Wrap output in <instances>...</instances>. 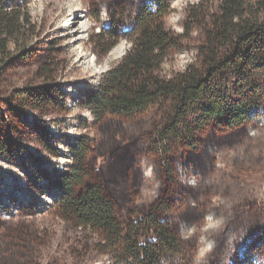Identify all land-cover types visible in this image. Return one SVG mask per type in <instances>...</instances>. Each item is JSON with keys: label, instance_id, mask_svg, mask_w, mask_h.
I'll return each mask as SVG.
<instances>
[{"label": "rangeland", "instance_id": "rangeland-1", "mask_svg": "<svg viewBox=\"0 0 264 264\" xmlns=\"http://www.w3.org/2000/svg\"><path fill=\"white\" fill-rule=\"evenodd\" d=\"M170 1L165 24L181 35L189 5L201 0ZM156 2L28 0L39 28L36 44L9 69L0 92V136L14 140L10 152L0 150V264L124 263L117 262L116 253L101 251L99 232L75 226L62 210L64 192L56 181L70 171L72 146L82 137L92 140L88 185H103L124 229L157 204L163 207L162 218L183 244L179 253L161 256L163 264H264V96L241 125L214 118L194 124L193 135L163 139L156 130L170 100L133 118L102 121L88 105L105 72L130 48L136 13L144 6L155 10ZM113 27L121 35L104 55L98 36ZM202 43L201 30L181 40L161 74L171 78L197 61ZM47 64L57 67L51 80L41 76ZM223 81L218 92L224 104L244 98L235 81ZM39 88L53 100L33 108L22 96ZM149 168L151 175H145ZM209 213L219 223L201 232ZM208 243L210 251L197 259L198 249Z\"/></svg>", "mask_w": 264, "mask_h": 264}, {"label": "trees", "instance_id": "trees-1", "mask_svg": "<svg viewBox=\"0 0 264 264\" xmlns=\"http://www.w3.org/2000/svg\"><path fill=\"white\" fill-rule=\"evenodd\" d=\"M156 5L155 10L144 6L136 13L129 35L130 48L105 72L98 90L89 95L88 105L96 120L109 116L133 118L162 100H170L164 122L156 130L161 139L179 137L184 132L193 135L194 124L199 123L200 127L214 118L222 121L227 117L230 127L243 124L249 108H259L264 96V0H201L189 5L181 35L165 24L171 1L158 0ZM197 30L204 32L197 61L171 78L163 76L161 67L165 60L179 48L181 40L191 38ZM38 33L28 0H0V92L9 69L27 58L35 47ZM120 35L114 27L100 33V52L107 54ZM56 72V66L47 64L41 76L51 80ZM226 79L235 81L236 90L244 96L229 106L224 104L218 88L219 81ZM25 92L22 97L32 101L33 108L52 103L53 98L45 89ZM191 115L196 119L191 121ZM13 147L12 136H0L1 151L10 152ZM91 147V138H80L72 146L70 171L63 172L56 181L64 192L62 210L68 219L75 226L99 232L104 238L99 243L101 251L116 253L117 262L163 264L161 256L179 253L182 240L162 218L161 204L124 229L115 202L103 185H88L93 175L89 166ZM247 241L254 246L255 239Z\"/></svg>", "mask_w": 264, "mask_h": 264}, {"label": "clouds", "instance_id": "clouds-1", "mask_svg": "<svg viewBox=\"0 0 264 264\" xmlns=\"http://www.w3.org/2000/svg\"><path fill=\"white\" fill-rule=\"evenodd\" d=\"M145 175H151L150 168L145 171ZM218 223H219V220L214 217V214L212 213L207 214L204 217V223L201 228V232H207L209 229L216 227ZM195 231H196L195 227L188 229L187 236H190ZM187 236L185 238H187ZM205 239L206 237L204 235H201L199 237V240L202 243L205 241ZM210 249H211V243L204 244L202 247H200L197 252V259H199L200 257H203L207 251H210Z\"/></svg>", "mask_w": 264, "mask_h": 264}, {"label": "bare ground", "instance_id": "bare-ground-1", "mask_svg": "<svg viewBox=\"0 0 264 264\" xmlns=\"http://www.w3.org/2000/svg\"><path fill=\"white\" fill-rule=\"evenodd\" d=\"M252 242V241H251Z\"/></svg>", "mask_w": 264, "mask_h": 264}]
</instances>
